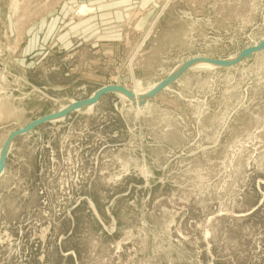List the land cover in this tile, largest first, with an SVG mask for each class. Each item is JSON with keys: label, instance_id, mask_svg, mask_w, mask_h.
<instances>
[{"label": "rangeland", "instance_id": "1", "mask_svg": "<svg viewBox=\"0 0 264 264\" xmlns=\"http://www.w3.org/2000/svg\"><path fill=\"white\" fill-rule=\"evenodd\" d=\"M13 1L0 0V148L62 99L148 88L264 33V0ZM121 98L14 140L0 264H264V49L190 69L143 108Z\"/></svg>", "mask_w": 264, "mask_h": 264}, {"label": "water", "instance_id": "2", "mask_svg": "<svg viewBox=\"0 0 264 264\" xmlns=\"http://www.w3.org/2000/svg\"><path fill=\"white\" fill-rule=\"evenodd\" d=\"M263 49L264 33L259 41L255 44L247 46L241 49L238 53L226 58H209L203 56L187 58L175 65L165 77L155 82L150 89L141 93L136 94L134 93V91L119 84H106L97 88L87 98L80 100L62 99L59 101L60 107L57 111H53L37 117L29 121L24 126L13 130L8 134L0 148V175L5 168L7 155L14 140L18 136L32 131L34 128L41 124L58 120L73 111L84 112L88 107L94 106L102 96L110 93L123 95L125 97V104H131L135 107L143 108L153 97L175 83L186 71L190 69L198 68L202 65H211L216 69L228 68L240 63L245 59L250 58L252 55L262 51Z\"/></svg>", "mask_w": 264, "mask_h": 264}, {"label": "bare ground", "instance_id": "3", "mask_svg": "<svg viewBox=\"0 0 264 264\" xmlns=\"http://www.w3.org/2000/svg\"><path fill=\"white\" fill-rule=\"evenodd\" d=\"M17 4H18V2H17V0H14L13 1V8H14V10H16L17 9ZM92 8H89V7H87L86 5H81L80 7H79V9H78V14H80V15H83V14H85V13H87V12H92ZM258 42V41H257ZM200 68H203V69H211V68H213L211 65H202ZM154 85V83L151 85V86H149L148 88H138V89H136V90H132V91H134V93H141V92H144V91H146V90H148V89H150L152 86ZM122 98H124L125 99V97L123 96V95H120ZM121 98V99H122ZM130 106V105H129ZM91 109V107H88L87 108V110H90Z\"/></svg>", "mask_w": 264, "mask_h": 264}]
</instances>
